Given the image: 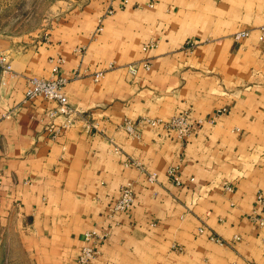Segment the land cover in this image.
I'll list each match as a JSON object with an SVG mask.
<instances>
[{
	"label": "crops",
	"instance_id": "crops-1",
	"mask_svg": "<svg viewBox=\"0 0 264 264\" xmlns=\"http://www.w3.org/2000/svg\"><path fill=\"white\" fill-rule=\"evenodd\" d=\"M0 3V14L14 3V18L30 7L48 19L0 26L12 66L0 87V199L38 264H73L91 229L109 233L94 264H264V0ZM59 60L70 102L98 130L80 122L53 137V103L25 99L28 78L54 77ZM219 110L186 141L141 122ZM129 183L133 205L112 215Z\"/></svg>",
	"mask_w": 264,
	"mask_h": 264
},
{
	"label": "built area",
	"instance_id": "built-area-1",
	"mask_svg": "<svg viewBox=\"0 0 264 264\" xmlns=\"http://www.w3.org/2000/svg\"><path fill=\"white\" fill-rule=\"evenodd\" d=\"M128 0H125L127 2ZM111 13L112 10H109ZM102 27L99 25L97 31H100ZM251 35L250 30H240L237 31L234 36L236 39H243ZM260 42L264 45V25L260 27ZM154 42L146 44L144 48L153 45ZM193 41H187L186 47L191 48L194 46ZM79 52L82 49H78ZM62 61H58V65L55 67V76L52 78H42V77H30L28 78V88L25 93L26 100H33L37 97H43L44 99L53 103V106L48 108L45 112L47 118V129L52 132L53 137H58L64 134L68 129L75 126L76 124L82 122L85 128L88 130H98L97 123L82 109L72 105L69 97L65 91L66 85L69 79L58 75L59 64ZM145 67H149V63H142ZM0 66L4 71H10L12 69L11 61L8 55L5 53H0ZM138 64H133L129 66L130 71L135 73L137 71ZM98 77V75H97ZM223 111L219 110L217 113L206 119V120H193L189 118L187 114H179L172 117L169 120H164L160 118H142L141 122H146L154 126L163 128L167 133L172 136V138L179 139L181 141H186L190 135L195 133L204 122L213 123L217 116ZM124 127L129 131L133 130V125L130 121L124 124ZM131 164L138 165L134 161ZM168 175L171 180L176 185H181V180L179 176V167L177 165H172L168 169ZM150 179H154V175L150 176ZM259 207L264 209V195H258ZM135 201V194L132 185L129 183L124 185L121 189L120 196L118 200L113 204L110 211L112 215L117 213H122L130 208ZM260 224H264V218H260ZM200 233L204 232V227H200ZM108 231H100L98 229H91L85 233L84 244L82 245L79 254L76 256L73 264H94L100 249L99 245L104 243L108 238ZM210 238L218 243L225 244L226 241L221 237L211 234ZM240 237H236L239 239ZM246 264H255L252 262H247Z\"/></svg>",
	"mask_w": 264,
	"mask_h": 264
},
{
	"label": "rangeland",
	"instance_id": "rangeland-1",
	"mask_svg": "<svg viewBox=\"0 0 264 264\" xmlns=\"http://www.w3.org/2000/svg\"><path fill=\"white\" fill-rule=\"evenodd\" d=\"M14 3L8 5L10 10L3 12L4 14H0V26L5 24V26H11L14 29L18 27L20 21L24 20L25 24H22V29H30L36 24L40 23L43 25L45 21L48 22L46 18L43 20L42 17H34L31 15L34 10L30 7H27L25 14H22L24 15L22 16V20L17 17L14 18L12 14H16L14 10L19 8L17 4ZM3 5L6 6V3H0V10ZM30 6L34 5L31 4ZM0 53L3 52L0 51ZM4 72L5 71L0 66V87L1 77ZM25 239L26 234L24 233L23 226L20 225L18 219L10 216L6 205H4L0 199V264H38L35 256L26 247Z\"/></svg>",
	"mask_w": 264,
	"mask_h": 264
}]
</instances>
